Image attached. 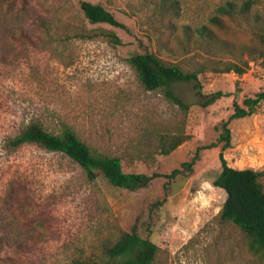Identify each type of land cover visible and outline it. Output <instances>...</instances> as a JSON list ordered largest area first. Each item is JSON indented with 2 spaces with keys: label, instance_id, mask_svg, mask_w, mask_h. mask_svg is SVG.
<instances>
[{
  "label": "rangeland",
  "instance_id": "rangeland-1",
  "mask_svg": "<svg viewBox=\"0 0 264 264\" xmlns=\"http://www.w3.org/2000/svg\"><path fill=\"white\" fill-rule=\"evenodd\" d=\"M79 1L0 0V264L103 262V248L132 224L157 246L152 264H263L240 229L218 217L225 193L211 181L220 144L199 150L191 168L169 181L156 177L131 191L101 175L87 180L61 153L5 143L36 122L54 134L69 127L91 152L118 157L124 172L180 168L196 147L215 141L232 100L241 104L264 87V0L230 16L215 7L245 0H85L123 27L89 23ZM202 25L213 39L194 30ZM143 51L197 71L196 81L172 87L185 109L140 85L127 58ZM243 61L241 75L219 72ZM217 90L227 95L200 105ZM227 127L226 164L261 171L264 188V102ZM162 133L189 138L163 155Z\"/></svg>",
  "mask_w": 264,
  "mask_h": 264
},
{
  "label": "trees",
  "instance_id": "trees-1",
  "mask_svg": "<svg viewBox=\"0 0 264 264\" xmlns=\"http://www.w3.org/2000/svg\"><path fill=\"white\" fill-rule=\"evenodd\" d=\"M165 4L174 8L171 2ZM250 4V0H245L237 6L231 1H225L215 7V12L218 15H243L248 11ZM79 9L83 17L91 24L105 23L114 27H123L111 12L99 4L80 0ZM213 20L216 21L217 17H214ZM194 30L202 38L213 39L211 31L203 25ZM104 35L112 43L120 44L118 37L113 32H105ZM127 62L145 90L159 91L166 99L185 109V106L173 94L172 87L176 82L196 81L197 71H184L178 65L164 62L150 51L130 55ZM247 64V61H243L242 64L228 62L219 69V72L232 71L241 75L245 72ZM194 87L198 88V85ZM226 95L217 90L205 95L200 105H210ZM262 102H264V87L253 96L244 97L241 104L232 100L231 112L227 119L220 123V131L215 141L196 147L190 159L180 163V168H173L165 174L152 172L147 175L124 172L118 157L91 152L89 147L77 138L69 127H64L60 133L54 134L43 129L39 123L30 122L15 135L9 137L5 146L9 150H15L23 144H34L46 151L61 153L82 169L87 180H93L96 176L101 175L112 186L133 191L145 187L156 177H162L166 182L169 181L180 173L181 169L191 168L199 150L216 147L217 144H220L218 152L220 169L211 181L213 186L221 188L225 193L218 217L221 221H229L240 229L245 237L247 250L264 264V188L259 180L262 172L251 168L230 167L222 155L223 150L230 144L229 128L227 127L229 120L253 114ZM188 138L189 135L181 133H162L158 137L157 151L167 155ZM9 199L10 194L6 193L3 203H7ZM162 200L156 201V204H161ZM157 249L154 243L139 236L135 224H132L128 231L120 232L111 243L103 248V262L85 258L76 259L73 264H152Z\"/></svg>",
  "mask_w": 264,
  "mask_h": 264
}]
</instances>
